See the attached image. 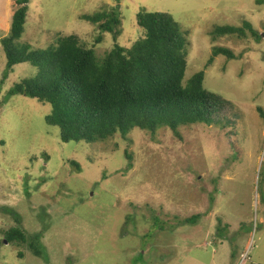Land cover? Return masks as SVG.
<instances>
[{"label": "rangeland", "instance_id": "1", "mask_svg": "<svg viewBox=\"0 0 264 264\" xmlns=\"http://www.w3.org/2000/svg\"><path fill=\"white\" fill-rule=\"evenodd\" d=\"M16 7L0 0V264H264V116L257 110L264 112V3L30 0L17 46L46 49L77 34L99 57L143 37L139 11L172 14L187 38L183 84L204 71V88L221 97L211 124L181 125L176 134L136 127L125 138L89 143L61 140L45 119L50 103L9 95L38 71L23 62L4 77L1 40ZM114 7L122 17L116 41L82 18ZM246 20L257 39L247 29L213 37L217 26ZM215 46L235 58L220 54L207 64ZM13 226L25 243L6 241Z\"/></svg>", "mask_w": 264, "mask_h": 264}, {"label": "trees", "instance_id": "2", "mask_svg": "<svg viewBox=\"0 0 264 264\" xmlns=\"http://www.w3.org/2000/svg\"><path fill=\"white\" fill-rule=\"evenodd\" d=\"M29 2L15 0L10 32L1 40L7 58L4 77L18 63L29 62L38 68L34 77L16 83L9 95L24 94L50 103L51 112L45 119L60 128L63 142L89 143L118 135L125 138L136 127L153 133L168 126L176 134L181 125L214 121L212 115L221 108V97L204 88V71L183 84L187 38L172 14L139 11L136 17L144 29L143 37L130 47L116 42L99 57L95 45H81L77 34L58 36L46 49H33L29 44L17 46L16 41L24 33ZM115 9L84 14L82 18L97 24L101 34L111 32L116 41L122 17ZM245 29L257 39L258 32L248 20L242 27L217 26L213 37L245 34ZM95 39V44L101 42L102 35ZM220 54L235 58L230 49L215 46L207 64ZM257 110L264 116L261 106ZM124 155L131 167L134 154L126 147ZM45 157L49 159L48 154ZM73 165L80 169L77 162ZM4 237L7 242H16L26 236L19 226H13Z\"/></svg>", "mask_w": 264, "mask_h": 264}]
</instances>
